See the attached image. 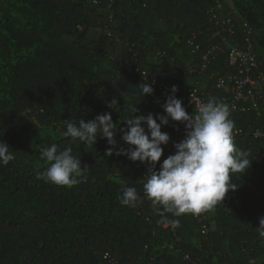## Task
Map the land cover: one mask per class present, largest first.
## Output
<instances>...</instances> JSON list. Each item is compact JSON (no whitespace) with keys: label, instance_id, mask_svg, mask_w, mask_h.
<instances>
[{"label":"trees","instance_id":"obj_1","mask_svg":"<svg viewBox=\"0 0 264 264\" xmlns=\"http://www.w3.org/2000/svg\"><path fill=\"white\" fill-rule=\"evenodd\" d=\"M60 1L0 0V141L15 155L8 165H0V196L28 193L40 207L35 218L0 212V264H39L41 259L44 264H66L67 258L68 264H150L154 251L144 246L166 241L174 242L173 249L158 253L154 264L264 262V238L256 229L264 217V140L252 135L255 129L264 131V102L256 109L245 103L243 110L230 111L234 129L244 131L233 137L234 143L249 151L252 160L244 173L232 174L231 183L237 187L201 213L208 226L205 240L201 224L191 214L161 215L144 197L146 162L115 154L119 148L107 156L111 146L104 137L89 145L63 135L66 121L78 124L82 118L88 121L109 112L118 124L116 142L126 149L119 129L126 128L122 120L133 115L130 106L137 104L138 114L151 113L154 118L165 114L164 94L153 90L141 95L140 70L184 88L198 83L206 102L213 97L222 102L215 80L236 72L226 45H242L243 21L251 27L264 72L259 50L264 47V0ZM211 9L217 16H231L236 31L227 36L225 46L207 56L205 69L190 73L189 66L198 69L200 58L219 41ZM192 32L199 50L189 42ZM158 51L165 54L156 60ZM60 58L77 68L68 86H58L53 78L52 60ZM113 99L119 111L109 106ZM171 121L162 125V132L177 130ZM51 144L61 151L70 147L81 159L80 183L67 187L36 178L46 167L39 148ZM167 156L164 150L160 162ZM126 186L137 190L135 207L117 199ZM174 219L179 221L178 241L163 227ZM63 223L70 225L68 230L47 234L41 227Z\"/></svg>","mask_w":264,"mask_h":264},{"label":"clouds","instance_id":"obj_2","mask_svg":"<svg viewBox=\"0 0 264 264\" xmlns=\"http://www.w3.org/2000/svg\"><path fill=\"white\" fill-rule=\"evenodd\" d=\"M140 83L141 95L152 94L153 87L147 81V74ZM177 88L171 86L169 95L162 105L163 115L138 114L136 105L130 106L133 114L122 121L126 128H120L121 140L128 147L115 149L118 124L114 123L109 112L98 114L94 119L66 121L63 135L73 141L94 145L97 137H104L107 144L105 154L126 155L131 161H140L149 165L143 184V194L157 207L161 215L170 213L174 217L183 214L199 215L212 210L222 202L229 189L237 186L231 183L232 174L244 173L250 166L249 151L236 147L233 139L234 121L230 119L229 106L216 98L199 104L195 115L188 114L182 102L175 96ZM109 106L119 111L117 101L113 99ZM169 119L182 122L185 136L174 143L175 153L168 155L162 162V145H167L169 135L161 131L162 125H168ZM159 121V123L157 122ZM146 126V127H145ZM134 146V147H133ZM9 145L0 141V165H8L15 159ZM39 155L46 167L37 173L36 178L59 186L72 187L81 182L84 167L81 159L72 155L70 147L58 150L51 144L39 148ZM159 168L156 169V164ZM123 206L135 207L140 197L135 187H124L117 197ZM172 226H178V220H170ZM258 236L264 238V217L256 227ZM255 264V260H249Z\"/></svg>","mask_w":264,"mask_h":264},{"label":"built area","instance_id":"obj_3","mask_svg":"<svg viewBox=\"0 0 264 264\" xmlns=\"http://www.w3.org/2000/svg\"><path fill=\"white\" fill-rule=\"evenodd\" d=\"M94 3H100L99 0H94ZM220 5L218 4V7ZM212 15L213 25L215 27V35L218 36L219 41L212 45L208 50L206 55L202 56L199 60V68L195 69L193 66H189L188 70L190 73L200 72L205 69L208 63L207 56L219 45H226V39L228 35H232L236 31V24L233 18L229 15L227 16H217L214 13L213 9L209 11ZM242 28L244 32L243 43L241 46H228V62L231 66L236 67V72L230 73L227 75L217 76L215 80V86L218 91L221 93V100L223 103L229 106L231 110L241 111L244 108L245 103H250L253 108H257L260 102H264V72L259 69V62L254 51L253 42L251 39L252 30L249 24L246 21L242 22ZM107 35L112 36L110 30H107ZM189 42L195 48L199 50V44L194 43L195 34L192 32ZM164 51H158L155 55V59H159L161 56H164ZM138 70V69H137ZM140 73L147 74V81L151 84L153 89L156 92L162 93L165 96L171 94V86L175 85L177 92L175 96L181 100L182 107L188 114L195 115L198 109V106L202 102H206L204 90L198 83L193 86L184 88L181 84H173L171 82H166L158 78L155 74L150 73L146 70H140ZM144 80V76L142 75ZM171 124L177 129L175 132L168 131L170 137L167 145H162L163 151H167L168 155L175 153L174 143L180 142L185 136V126L182 122L171 121ZM180 126L183 128L179 129ZM244 131L241 129L233 130V137L238 134H243ZM252 135L255 138L264 140V131L255 129L252 132ZM110 146V145H109ZM134 147V146H133ZM115 148H123L121 143H116ZM149 165L146 170L148 171ZM229 197L226 198L224 204L227 205ZM192 215V214H191ZM197 223L201 224V232L204 234L203 240L206 239V234L208 232V226L204 223L201 213L199 215H192ZM163 227L169 228L170 231L175 236V241L179 240V237L175 233V227L172 226L169 221L163 223ZM154 235L155 232L152 231ZM151 246V247H150ZM145 249L149 247L153 249V254L149 257L150 264H154L158 253L166 248L173 249L174 242L166 241L161 244H146ZM184 258L189 259L188 255H184ZM109 261L112 262L113 259L109 258Z\"/></svg>","mask_w":264,"mask_h":264},{"label":"rangeland","instance_id":"obj_4","mask_svg":"<svg viewBox=\"0 0 264 264\" xmlns=\"http://www.w3.org/2000/svg\"><path fill=\"white\" fill-rule=\"evenodd\" d=\"M48 3L53 4L54 2H61L60 0H46ZM65 2H71L72 0H64ZM59 5H61L59 3ZM3 44L0 37V45ZM260 52L264 56V47L259 49ZM52 67H53V78L58 79L59 83L58 86H68L69 78L72 74L77 70V68L73 64H70L68 58L64 60L63 58L53 59L52 60ZM71 67V68H69ZM75 69V70H74ZM54 90V89H53ZM55 91V90H54ZM146 127V126H145ZM37 202L33 200V198L28 193H20L12 197H2L0 196V212H9L15 213L22 216L35 218L38 216L40 209ZM41 227L49 234L51 230H68L70 225L68 223L52 225V224H42ZM51 256V255H50ZM67 262L69 259H64ZM39 264H44L41 260L38 261ZM264 264V262L260 263Z\"/></svg>","mask_w":264,"mask_h":264}]
</instances>
